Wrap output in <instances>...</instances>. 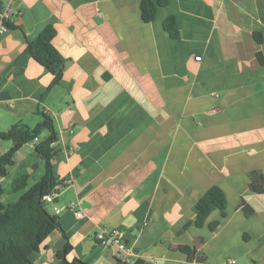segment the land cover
Here are the masks:
<instances>
[{
    "label": "crops",
    "instance_id": "crops-1",
    "mask_svg": "<svg viewBox=\"0 0 264 264\" xmlns=\"http://www.w3.org/2000/svg\"><path fill=\"white\" fill-rule=\"evenodd\" d=\"M144 1L156 4L152 21ZM7 7L0 133L50 116L63 185L60 229L31 264H264V0H0V24ZM47 26L64 60L53 87L26 52ZM10 147L0 138V156ZM24 171L28 188L45 173L32 143L7 177ZM213 186L225 209L198 227L193 207ZM111 229L128 263L97 241Z\"/></svg>",
    "mask_w": 264,
    "mask_h": 264
},
{
    "label": "trees",
    "instance_id": "trees-1",
    "mask_svg": "<svg viewBox=\"0 0 264 264\" xmlns=\"http://www.w3.org/2000/svg\"><path fill=\"white\" fill-rule=\"evenodd\" d=\"M158 3H163L158 1ZM156 4L151 1L142 3V17L152 21L155 17ZM2 24L11 29L12 19L3 20ZM164 28L172 38L177 37V31L172 17L164 21ZM56 30L53 26L44 28L38 36L28 41L26 52L52 75L51 87L60 83L63 74V58L53 45ZM49 134L45 141L34 145V152L43 163L44 175L28 188L30 176L26 171L18 174L11 183V192L24 191L15 202L3 203L1 197L5 193L0 181V264H31L30 256L37 252L45 239L57 229H60L58 218L48 211V204L43 196L56 192L57 183L53 176V162L59 149L51 147L58 141L53 119L42 114V121L32 129L17 125L8 134L0 133V138L11 142L10 149L0 156V178L8 176V170L13 165V156L25 144L33 142L42 132ZM226 206L224 193L218 186L211 187L194 205L196 226H202L207 216L213 210L223 211ZM82 264V263H81ZM202 264V263H195Z\"/></svg>",
    "mask_w": 264,
    "mask_h": 264
},
{
    "label": "built area",
    "instance_id": "built-area-1",
    "mask_svg": "<svg viewBox=\"0 0 264 264\" xmlns=\"http://www.w3.org/2000/svg\"><path fill=\"white\" fill-rule=\"evenodd\" d=\"M11 19V10L9 7H7L6 9L3 10L2 12V21L3 20H10ZM7 28L2 24H0V31L3 32L5 31ZM196 59H199V57H196ZM36 139L31 142L33 145L36 144ZM56 143H52L51 147H56ZM55 197L56 194L52 193V194H46L43 196V201L48 204V205H52L53 206V214L54 215H58L61 212V208L57 207L55 205ZM80 207L81 205H83V203H79L78 204ZM74 205L70 204L68 206V208L73 209ZM75 214L77 217L81 218L83 217V212L78 209L75 211ZM96 239L97 241L101 244V245H110V244H114L117 247V252H116V257L118 259H122L125 262H129L128 260V249H126L125 245L122 243V234L119 231L116 230H108V231H102L97 233L96 235Z\"/></svg>",
    "mask_w": 264,
    "mask_h": 264
},
{
    "label": "rangeland",
    "instance_id": "rangeland-1",
    "mask_svg": "<svg viewBox=\"0 0 264 264\" xmlns=\"http://www.w3.org/2000/svg\"><path fill=\"white\" fill-rule=\"evenodd\" d=\"M42 168V165H41ZM38 173V172H37ZM12 176L10 175V177H6L4 179V183H3V187L5 189V193L3 194V196L1 197V201L3 203H10V202H15L18 199L19 192L17 193H13L11 192V181H12Z\"/></svg>",
    "mask_w": 264,
    "mask_h": 264
}]
</instances>
